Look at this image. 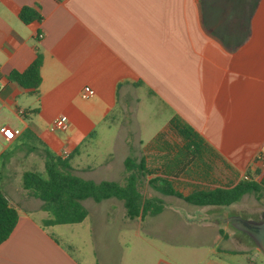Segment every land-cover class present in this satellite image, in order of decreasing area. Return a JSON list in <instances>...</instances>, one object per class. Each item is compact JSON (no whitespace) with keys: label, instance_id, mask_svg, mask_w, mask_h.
<instances>
[{"label":"crops","instance_id":"0c3cea01","mask_svg":"<svg viewBox=\"0 0 264 264\" xmlns=\"http://www.w3.org/2000/svg\"><path fill=\"white\" fill-rule=\"evenodd\" d=\"M26 7L41 19L24 23ZM38 53L42 81L32 90L10 74ZM85 86L92 98H82ZM58 116L68 130L50 129ZM155 117L158 131L145 142H166L173 132L184 146L178 128H190L202 151L223 163L220 175L233 183L209 188L264 178V0H0V128L21 131L10 142L0 133V190L19 211L0 264H124V249L109 258L115 223L102 201L85 206L81 223L46 227L42 201L15 188L14 178L43 170L49 150L75 153V172L102 181L86 161L97 130L120 125L145 138L141 130Z\"/></svg>","mask_w":264,"mask_h":264},{"label":"rangeland","instance_id":"374dc122","mask_svg":"<svg viewBox=\"0 0 264 264\" xmlns=\"http://www.w3.org/2000/svg\"><path fill=\"white\" fill-rule=\"evenodd\" d=\"M128 115L130 117V113ZM159 123V117L145 123V128L141 130L145 138L139 137L138 129L120 128V125L110 130L98 129L96 138L89 144L95 156L86 159L95 166L91 176L96 180L124 184L127 175L124 161L128 156L137 160L144 157L147 165L154 170H175L185 159L187 150L173 132L166 133V142H145L158 131ZM114 124L117 125V122ZM124 124L127 126L128 122ZM103 161H108V166L102 165ZM39 171L45 173V168ZM223 172V163L212 158L210 152H203L202 157L197 158L183 176L175 180V185L184 194L196 188L212 187L211 184L217 182L231 185L233 182H226L220 175ZM208 174L218 178L209 180L211 177L207 178ZM14 184L15 188H21L22 179L18 181L14 178ZM145 191L164 199L165 209L160 214L131 220L126 216L121 200L110 198L102 201L100 210H107L115 223L107 231L109 258L116 259L124 249V264H155L159 259L169 264H264V253L218 217L230 213L260 216L264 213V189L259 195L248 193L228 207H200L175 196H164L150 186L145 187ZM84 204L92 211L97 203L87 199ZM100 230H103L102 227ZM123 239L127 243L133 242L130 248L122 245Z\"/></svg>","mask_w":264,"mask_h":264},{"label":"trees","instance_id":"16d2710c","mask_svg":"<svg viewBox=\"0 0 264 264\" xmlns=\"http://www.w3.org/2000/svg\"><path fill=\"white\" fill-rule=\"evenodd\" d=\"M19 16L26 24L41 19L39 14L28 7L23 8ZM42 63V54L38 53L25 71H14L10 77L25 88L37 90L42 81ZM178 131L185 139L183 148L187 153L175 170L156 171L147 165L144 157L137 160L128 156L124 161L127 172L124 184L113 180L97 182L75 172L71 163L75 153L58 156L47 150L45 173L37 170L25 171L22 186L32 196L42 201V209L48 214L43 220L46 227L83 222L89 214L83 203L87 199H93L95 202L110 198L121 200L126 216L131 220L158 215L165 209V201L145 191L147 186L164 196H175L200 207H228L240 201L246 194L259 195L264 189V178L258 181L248 175V178L240 179L232 187L196 188L184 194L176 187L175 180L179 179L197 158L202 157L203 151L199 142L201 139L192 129L178 128ZM150 175L153 176L149 177ZM18 219V209L11 204L7 194L0 190V244L10 236ZM220 232L223 233V230Z\"/></svg>","mask_w":264,"mask_h":264},{"label":"water","instance_id":"95a60500","mask_svg":"<svg viewBox=\"0 0 264 264\" xmlns=\"http://www.w3.org/2000/svg\"><path fill=\"white\" fill-rule=\"evenodd\" d=\"M218 217L264 253V213L260 216L230 213Z\"/></svg>","mask_w":264,"mask_h":264},{"label":"built area","instance_id":"2783aa9c","mask_svg":"<svg viewBox=\"0 0 264 264\" xmlns=\"http://www.w3.org/2000/svg\"><path fill=\"white\" fill-rule=\"evenodd\" d=\"M43 35H41L42 37ZM95 95V90L91 86H85L81 92V96L84 99L92 98ZM69 122L65 120L62 116L56 117L50 126L52 131L61 130L66 131L69 128ZM19 129H13L8 126H3L0 128V133L4 141L10 142L16 138L20 134ZM67 156V155H66ZM244 178H248L245 176Z\"/></svg>","mask_w":264,"mask_h":264}]
</instances>
